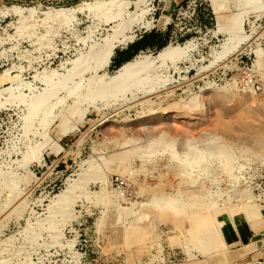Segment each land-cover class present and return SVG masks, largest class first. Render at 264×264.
Segmentation results:
<instances>
[{"label": "rangeland", "instance_id": "obj_1", "mask_svg": "<svg viewBox=\"0 0 264 264\" xmlns=\"http://www.w3.org/2000/svg\"><path fill=\"white\" fill-rule=\"evenodd\" d=\"M257 204L264 0H0V264H184Z\"/></svg>", "mask_w": 264, "mask_h": 264}, {"label": "crops", "instance_id": "obj_2", "mask_svg": "<svg viewBox=\"0 0 264 264\" xmlns=\"http://www.w3.org/2000/svg\"><path fill=\"white\" fill-rule=\"evenodd\" d=\"M222 225L221 246L184 264H264V206L257 204L251 214L229 216Z\"/></svg>", "mask_w": 264, "mask_h": 264}, {"label": "trees", "instance_id": "obj_3", "mask_svg": "<svg viewBox=\"0 0 264 264\" xmlns=\"http://www.w3.org/2000/svg\"><path fill=\"white\" fill-rule=\"evenodd\" d=\"M160 40V42L155 44V42ZM156 45L159 50L164 48L166 46L165 41L163 42L162 37L157 33H151L147 36L142 37L137 42H134L130 47L126 49V57L120 61L117 62V64L114 66L115 68L120 67L123 63L130 61L138 52L152 46ZM131 53V54H130ZM130 54V55H129ZM129 55V56H128ZM113 63H116L113 61Z\"/></svg>", "mask_w": 264, "mask_h": 264}, {"label": "built area", "instance_id": "obj_4", "mask_svg": "<svg viewBox=\"0 0 264 264\" xmlns=\"http://www.w3.org/2000/svg\"><path fill=\"white\" fill-rule=\"evenodd\" d=\"M241 90L244 92H250L252 91L253 93H256L261 90V85L260 83L255 79V76H247L245 79L242 81L240 84ZM111 186L116 191L118 196L120 198H123L126 196L127 193V179L120 177V176H115L111 180Z\"/></svg>", "mask_w": 264, "mask_h": 264}, {"label": "bare ground", "instance_id": "obj_5", "mask_svg": "<svg viewBox=\"0 0 264 264\" xmlns=\"http://www.w3.org/2000/svg\"><path fill=\"white\" fill-rule=\"evenodd\" d=\"M140 3V2H139ZM170 53V52H169ZM163 56V55H162ZM161 56V57H162ZM125 86V85H124ZM191 194V193H190ZM168 202V201H167ZM174 204V203H173ZM196 205V204H195ZM195 205H193V206H195ZM208 205H204V206H200V207H202V208H204V210H205V208L207 207ZM208 207H210V205L208 206ZM174 208H176V207H173V209ZM180 209V208H179ZM206 210H207V208H206ZM211 211V210H210ZM209 212V211H208ZM206 213V212H205ZM204 213V214H205ZM197 216H199L200 217V215H197ZM203 216V215H202ZM201 216V217H202ZM204 216H206V215H204ZM196 217V216H195ZM201 219V218H200ZM210 219V218H209ZM205 222V221H204ZM207 222H208V220H207ZM211 222V221H210ZM195 224H196V226H198L199 227V229L201 228H203L204 229V226L202 225V222L201 221H199V220H196L195 221ZM212 224V223H211ZM192 225H194L193 223H192ZM216 226H220V224L219 223H216ZM211 227H213V226H211ZM200 229V230H201ZM194 230H197V229H194ZM192 232V231H191ZM200 233L198 234V238H199V236H200V240L201 241H208V239H210L209 241L211 242V243H213V246H219L220 245V243H222V241H221V239L220 238H217L216 236H215V234L216 233H214V228L212 229V231L210 230L209 231V229L208 228H206V229H204V231L203 232H201V231H199ZM217 235V234H216ZM197 238V237H196ZM221 241V242H220ZM200 242V241H199ZM221 246V245H220Z\"/></svg>", "mask_w": 264, "mask_h": 264}]
</instances>
